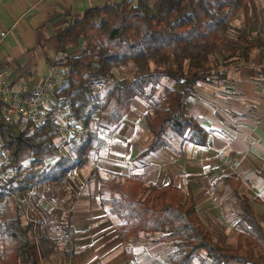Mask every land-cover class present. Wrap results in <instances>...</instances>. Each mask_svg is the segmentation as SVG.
Here are the masks:
<instances>
[{"label": "trees", "instance_id": "trees-1", "mask_svg": "<svg viewBox=\"0 0 264 264\" xmlns=\"http://www.w3.org/2000/svg\"><path fill=\"white\" fill-rule=\"evenodd\" d=\"M246 2L121 0L91 7L67 24L58 37L62 56L49 61L52 69L61 70L62 78L48 98L44 120L35 124L22 117L9 119L0 101V148L5 152L0 163V264H42L59 251L75 264L76 231L70 222L58 238L35 240L33 222H23L19 214L7 219L9 200L19 195L37 200L38 185L59 187L88 160L96 167L107 151L101 130L119 126L133 99L143 100L150 133L141 155L164 147L167 129L205 145L204 129L185 114L187 98L213 75L208 67L211 57L215 66H227L237 58L248 63L249 54L264 47L244 26L229 32ZM65 43L78 47V54H68ZM218 51L224 59H217ZM129 65L134 69L116 79L114 73ZM259 71L264 76V67ZM65 110L81 124L83 136L51 165L47 161L58 148L59 119ZM25 155L27 163L22 162ZM227 181L237 191L240 183ZM100 186L110 193L108 214L119 221L116 232L123 244L141 234L158 236L173 249L171 264H190L201 252L210 264H264V228L244 196H238L239 242L230 247L213 240L191 194L181 203L174 186H145L137 175L119 181L115 174ZM145 191L149 196L143 199Z\"/></svg>", "mask_w": 264, "mask_h": 264}, {"label": "crops", "instance_id": "crops-1", "mask_svg": "<svg viewBox=\"0 0 264 264\" xmlns=\"http://www.w3.org/2000/svg\"><path fill=\"white\" fill-rule=\"evenodd\" d=\"M119 1L0 0V32H5L0 39V71L11 87L34 90L52 69L49 61L62 56L58 37L67 24L91 7ZM233 24L236 29L244 26L264 43V0H247ZM75 49L65 43L68 54H78L79 50L72 53ZM231 62L219 72L223 75L200 82L195 95L187 98L185 114L204 129L205 145L198 146L167 129L166 145L141 155L150 139L146 108L133 99L119 126L101 130L107 151L96 167L88 160L61 186L38 185L37 200L22 195L10 198L7 219L19 214L23 222H33L35 240L47 235L58 238L70 222L76 231L75 264H171L169 245L155 242L158 236L136 237L128 245L120 241L119 221L108 214L110 193L100 186L101 180L115 174L119 181L137 175L145 186H174L181 203L191 194L201 221L215 240L227 246L239 242L238 196L249 200L264 228V76L259 71L264 67V47L253 50L248 63L240 58ZM228 178L240 183L237 191ZM143 193L149 196L148 191ZM200 255L190 264H210L203 252ZM42 264L70 262L59 251Z\"/></svg>", "mask_w": 264, "mask_h": 264}, {"label": "built area", "instance_id": "built-area-1", "mask_svg": "<svg viewBox=\"0 0 264 264\" xmlns=\"http://www.w3.org/2000/svg\"><path fill=\"white\" fill-rule=\"evenodd\" d=\"M4 37L5 32H0V39ZM61 78V70L51 69L34 90H29L23 85L11 87L5 72L0 71V101L5 106L6 117L9 119L22 117L35 124L42 122L48 113L43 106L48 101L52 90L60 84ZM59 123V145L54 159L49 163L51 165L61 158L72 142H79L83 136L81 124L70 119L67 110L62 112ZM4 158L5 152L0 148V163L4 162Z\"/></svg>", "mask_w": 264, "mask_h": 264}, {"label": "rangeland", "instance_id": "rangeland-1", "mask_svg": "<svg viewBox=\"0 0 264 264\" xmlns=\"http://www.w3.org/2000/svg\"><path fill=\"white\" fill-rule=\"evenodd\" d=\"M235 26V24H233V25H231L230 26V30H229V32H231V33H234L235 32V30H236V28L234 27ZM77 50H79V48L77 47V49H75V50H73L72 51V53L74 52H77ZM224 59V53L222 52V51H218V57H217V59ZM221 64H222V62H221ZM208 67H209V71L213 74L212 76H214V74L215 73H219V72H221L222 71V69H223V66H221L220 64H218L217 66H215L214 65V61H213V57H211V59H210V63L208 64ZM132 69H134L133 68V65H129V66H127L126 68H123V69H121V70H119V71H117V72H115L114 73V75H115V78L116 79H120V78H123V77H125ZM162 89V87L160 86L159 87V91ZM135 102L136 103H138V104H144V102H143V100L142 99H140V98H135ZM49 102L47 101L45 104H44V108L45 109H47L48 110V107L50 106V104H48ZM135 113V112H134ZM137 119H139V118H137ZM145 120H147V115H146V113H145ZM144 120H141V122H143ZM147 134H148V137L150 136V133H149V130H148V128H147ZM58 142V141H57ZM138 144V143H137ZM28 160H29V157H26L25 156V158L23 159V163H27L28 162ZM141 197L143 198V199H146V198H148V196H147V194H145V193H142V195H141ZM140 236H141V238L142 237H144L143 236V234H141V235H139V239H141L140 238ZM153 236H155V235H152V237ZM213 240H215L214 238H213ZM154 241L156 242V241H158V238L157 239H154ZM153 242V241H152ZM155 245V244H154ZM227 246V245H226ZM0 249H1V246H0ZM133 249H135V250H133V251H136V247L135 248H133ZM173 249L169 246V252H168V254L172 251ZM202 256H205V254L203 253V255ZM200 258H201V255H200Z\"/></svg>", "mask_w": 264, "mask_h": 264}]
</instances>
